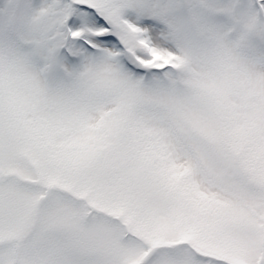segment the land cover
Returning a JSON list of instances; mask_svg holds the SVG:
<instances>
[{
  "label": "snow or ice",
  "instance_id": "1",
  "mask_svg": "<svg viewBox=\"0 0 264 264\" xmlns=\"http://www.w3.org/2000/svg\"><path fill=\"white\" fill-rule=\"evenodd\" d=\"M0 264H264V0H0Z\"/></svg>",
  "mask_w": 264,
  "mask_h": 264
}]
</instances>
